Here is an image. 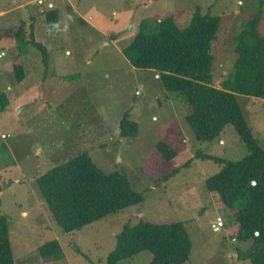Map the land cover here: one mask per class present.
Here are the masks:
<instances>
[{
  "label": "rangeland",
  "instance_id": "rangeland-1",
  "mask_svg": "<svg viewBox=\"0 0 264 264\" xmlns=\"http://www.w3.org/2000/svg\"><path fill=\"white\" fill-rule=\"evenodd\" d=\"M49 2L58 13L50 26L43 11ZM197 7L222 18L213 62V84L221 87L233 70V36L260 9L257 28L264 35V0H0V93L8 99L0 109V211L14 264H106L123 225L140 219L183 222L192 243L184 264H252L235 249L244 245L232 242L234 216L205 183L221 163L196 157L202 151L238 160L247 153L244 141L230 124L212 141L196 138L181 94L165 90L153 69L132 66L123 52L140 20L154 25L171 14L184 27ZM32 34L45 53L28 41ZM17 60L25 68L22 81L13 71ZM236 96L264 147V100ZM126 112L139 123L136 136L122 133ZM159 139L175 152L172 159L156 149ZM84 151L102 171L126 174L144 201L66 232L36 178ZM53 239L63 253L45 258L39 246ZM150 260L145 251L119 264Z\"/></svg>",
  "mask_w": 264,
  "mask_h": 264
},
{
  "label": "trees",
  "instance_id": "trees-1",
  "mask_svg": "<svg viewBox=\"0 0 264 264\" xmlns=\"http://www.w3.org/2000/svg\"><path fill=\"white\" fill-rule=\"evenodd\" d=\"M260 11L233 36L236 53L233 70L221 87L213 84L214 45L222 20L219 15L196 10L183 28L172 15H167L151 32L143 31L147 25L144 23L123 49L132 66L155 70L165 90L181 94L180 99L188 106L185 119L196 138L212 141L230 124L244 141L247 153L238 160L202 151L196 152V157L221 163L220 169L207 177L205 183L214 200L234 216L232 237L235 244L244 245L235 249L240 259L252 264H264V147L254 137L236 94L264 100V35L257 28ZM57 15L56 9L47 11L48 26L57 23ZM16 39L19 43L29 41L45 53L33 34L28 41ZM13 71L18 81L26 78L23 63L17 61ZM7 105L6 95L0 93V109ZM121 128L123 135L136 136L139 123L126 112L121 118ZM155 145L166 159L174 157L175 152L166 141L159 139ZM36 182L55 220L66 232L144 201L143 193L133 188L126 174L102 171L86 151L42 173ZM10 244L7 218L0 211V264H14ZM191 249L183 222L154 223L140 219L123 225L115 248L106 256V264H119L145 251L151 254L146 264H184ZM39 252L45 258H60L63 249L53 239L39 246Z\"/></svg>",
  "mask_w": 264,
  "mask_h": 264
},
{
  "label": "crops",
  "instance_id": "crops-1",
  "mask_svg": "<svg viewBox=\"0 0 264 264\" xmlns=\"http://www.w3.org/2000/svg\"><path fill=\"white\" fill-rule=\"evenodd\" d=\"M52 8H54V4L52 3V2H49L48 3V5H47V9H44L43 11H46V10H49V9H52ZM200 9H202V8H200V7H197L194 11H193V13L196 11V10H198V11H200ZM193 13H192V15H193ZM169 15H171V14H169ZM192 15H191V17H192ZM173 16V15H172ZM191 17H190V19H191ZM44 18H45V15H44ZM160 20H161V18H159ZM173 19H174V17H173ZM159 20V21H160ZM158 20H157V22H156V24H149L150 23V21L149 20H147V19H142V20H140V22H139V30H138V32L136 33V34H134L133 36H131L132 37V40L130 41V43L133 41V39L137 36V34L142 30V27H143V25H144V23H146L147 25H146V27L143 29V31H145V32H151V31H154L155 30V28L157 27V23L159 22ZM174 21H175V19H174ZM45 22H46V19H45ZM189 22H190V20H189ZM189 22H188V24H189ZM175 23H176V21H175ZM33 24V23H32ZM177 24V23H176ZM186 24V23H185ZM184 24V25H185ZM187 24V25H188ZM186 25V26H187ZM153 26H154V29H153ZM134 27V24H130L129 25V29L130 28H133ZM185 27V26H184ZM180 28H183V27H180ZM115 35V34H114ZM129 43V44H130ZM128 44V45H129ZM126 47V46H125ZM124 47V48H125ZM123 48V49H124ZM3 54V53H2ZM17 61H19V60H17ZM20 62V61H19ZM154 71V73H155V76H157V75H159L155 70H153ZM220 87V86H219ZM188 111V110H187ZM156 117V115H154V118ZM225 130V128L223 129V131ZM222 131V132H223ZM221 132V133H222Z\"/></svg>",
  "mask_w": 264,
  "mask_h": 264
},
{
  "label": "built area",
  "instance_id": "built-area-1",
  "mask_svg": "<svg viewBox=\"0 0 264 264\" xmlns=\"http://www.w3.org/2000/svg\"><path fill=\"white\" fill-rule=\"evenodd\" d=\"M3 136H5V134H3ZM213 226L216 229H219L220 227L223 226V219L221 217H217L215 223L213 224ZM235 240L232 237V242H234Z\"/></svg>",
  "mask_w": 264,
  "mask_h": 264
},
{
  "label": "water",
  "instance_id": "water-1",
  "mask_svg": "<svg viewBox=\"0 0 264 264\" xmlns=\"http://www.w3.org/2000/svg\"><path fill=\"white\" fill-rule=\"evenodd\" d=\"M252 183H254V181Z\"/></svg>",
  "mask_w": 264,
  "mask_h": 264
}]
</instances>
